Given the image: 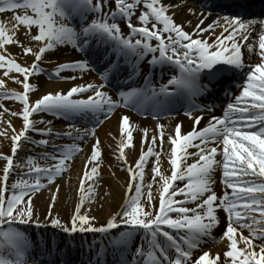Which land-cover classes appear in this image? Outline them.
Segmentation results:
<instances>
[{"label":"snow or ice","instance_id":"snow-or-ice-1","mask_svg":"<svg viewBox=\"0 0 264 264\" xmlns=\"http://www.w3.org/2000/svg\"><path fill=\"white\" fill-rule=\"evenodd\" d=\"M105 7L111 9L110 13L104 11ZM174 7L164 0H96V3L92 0H0V12L12 11L15 21L10 29L0 23V69L5 78L22 87L20 91H0V99L10 98L21 105L18 111H11L0 104V109L21 119L20 130L13 129L11 136L12 155L0 153V159L5 161L0 175V264H28L29 259L35 264H59L55 258V242L44 238L33 240L21 226L30 223L41 226L38 218L33 219V194L61 176L80 145L54 146L52 153L41 155L43 160L55 161L53 165L33 163L36 158L29 156L26 175L32 177V182L26 179L9 182L12 171L24 167L14 163V156L21 147L19 142L44 147L49 144L46 138L32 140L28 132L41 137L61 135L53 132L52 121L33 118L34 114L47 113L67 120L77 115L87 117L92 127L77 128L68 124V130L63 133L73 140L83 141L89 136L95 137V129L114 114L121 102L124 108L136 110L147 105L148 111L155 113L153 118L158 119L161 112L170 111L171 106L181 100L187 104L185 114L191 120L190 130L182 132L181 122L171 130L157 122L156 133L148 138L147 150H141L134 166L127 167L128 194L119 212L100 224L96 223L95 216L82 212V206L92 199L88 193L94 192L91 185L85 191L82 178L80 200L69 221L65 223L52 217L48 222L67 234L92 232L108 236L107 240L90 245L89 250L95 249L97 254V264L99 254L109 245L126 250L137 232L144 234L143 246L138 244L134 251L140 258L146 257L144 264H264V34L258 37L259 62L248 66L243 89L235 96L236 104L228 103L223 116H210L205 126L197 128L203 119L202 113L211 112L215 105H201L194 99L203 97L207 101L208 97L215 96L217 87L224 90L220 84L224 73H235L246 67L241 48L253 52L254 42L249 38V30L254 24L264 26V13L258 21L244 19L241 11L246 6L243 3L237 5V11L227 12L226 6L216 0H205L201 6L204 10L199 13L191 7L187 9L197 15V23L190 32L185 30L184 23L191 24V21L177 22L170 11ZM217 8L223 14L217 13L205 23ZM20 9L25 11L19 12ZM85 13L92 14V18L88 19ZM134 15L137 24L131 21ZM18 26L25 28L27 42L13 39ZM33 26L37 28L34 34ZM216 28L220 29L219 33ZM32 43L36 44L35 48L30 46ZM6 44H16L21 55L34 57L33 62H17L7 52ZM65 44L83 53L84 58L58 63L50 78L74 81L85 72L96 70L103 83H72L66 91H49L31 100L30 94L37 85L29 82V78L45 71L40 62L46 53ZM145 57H149L150 66L175 65L179 75L171 76L159 89L147 74L141 86L127 91L117 83L119 99L102 91L113 81L123 80L134 85L140 72L138 62ZM61 72L72 74L61 77ZM10 73L16 75L10 76ZM76 73L81 74L80 77ZM5 83V79H0V87ZM85 93H89L86 98H73ZM242 98L248 100L244 106L239 104ZM193 112L200 114L193 115ZM7 123L11 126L10 121ZM38 124L46 126L37 127ZM118 127L121 136L116 158L127 165L125 148L133 143L128 114L118 115ZM166 131L167 151L163 149ZM144 142L142 139L141 143ZM190 148L194 151H188ZM162 151L170 163V175L161 171ZM218 151L222 160L216 159ZM100 157V141L95 138L85 164L86 169L89 164L91 167L82 177L91 179V174L97 173ZM149 157L153 158L150 169L153 179L145 184L144 166ZM188 157L193 158L191 163ZM221 165L222 183L231 192L225 190L218 196L213 173ZM175 181L182 183L175 184ZM153 182L158 191L156 204H153ZM51 199L54 201L55 195ZM189 204L193 206H186ZM218 210L226 214L221 236L226 250L222 254L207 250L197 252L202 240L211 237L213 229L219 225ZM234 225L246 228L248 235ZM113 229L120 230L117 235L109 236ZM96 244L100 247L96 248ZM48 256L53 258L48 260ZM132 259L141 264L136 257ZM64 264L69 262L64 261Z\"/></svg>","mask_w":264,"mask_h":264},{"label":"bare ground","instance_id":"bare-ground-1","mask_svg":"<svg viewBox=\"0 0 264 264\" xmlns=\"http://www.w3.org/2000/svg\"><path fill=\"white\" fill-rule=\"evenodd\" d=\"M164 2L175 5V7L170 11L175 14V19L177 20V22L184 23L185 21H191V24L184 23L185 30L190 32L197 23V15H192L187 11V9L191 7L193 9H196L197 13L204 10L199 6L200 4L196 0H164ZM18 11L23 12L20 10ZM1 17L2 20L0 19V23L4 24L6 28L10 29L11 25L15 23L13 19V12L11 14L4 13L3 15H1ZM213 18V16H209L205 20V23L210 22ZM25 31L26 30L23 26H18L13 39L18 38L20 41L27 42L24 35ZM36 31L37 28L33 26L31 32L34 34ZM216 32L219 33L220 29L216 30ZM30 46L35 48L36 44L32 43ZM256 47L257 45L255 46L253 52L250 53L252 57L249 59L250 65H254L259 62V52ZM5 48L11 55V57L16 59L17 62H20L22 64H31L34 60V57L30 54L21 55L20 49L16 44H6ZM82 58L84 57L81 54H74V48L69 44L58 45L54 50L46 53L43 61L40 62L41 67L45 69V71L29 78V82H34L37 85V89L30 94V99L35 100L39 96L49 91H66L72 83H103L98 73L94 70L85 72L82 75V78H78L74 81L50 78L55 66L58 63ZM147 60L138 62L139 69L141 68V66H144V68L146 69L149 68L150 65H148ZM154 69L162 74V79L168 80L172 76V74L167 71L166 64L156 65ZM71 74L72 73L69 72H61L60 75L61 77H64ZM175 74H177V72H175ZM11 75L16 74L10 73V76ZM76 75L80 77L81 74L76 73ZM0 79H5L6 81L5 86L0 87V91L22 90V87L20 85H17L11 79L5 78L3 76L2 69H0ZM243 86L244 83L241 85L237 92H235L230 98L226 100L227 104L230 102H236L235 96L238 95L240 91H242ZM102 91H107L111 95V92L107 85L102 89ZM88 94L89 93H85L81 97L74 96L73 98H86ZM113 98L115 99L114 96ZM0 104H3L11 111H18L21 108V105L18 101H14L10 98L0 99ZM0 113H2V115H0V144L10 145L12 144L11 136L14 134L13 129L18 132L21 128V119L18 116L12 115L11 112L4 111V109H0ZM120 113H126L130 116V130L132 131L133 136L132 145L125 148L127 165L116 158L118 155V144L121 136L118 127V115ZM40 117H43L44 120L52 121L50 127L52 128L53 132L60 133L61 135L41 137L35 132H28L27 135L32 140L39 141L42 138H46L48 139L49 144L47 147H44L33 144L31 142H19L21 143V147L17 150V159L14 160V163L22 164L25 167L26 165H28L27 158L29 156H32L36 158L33 163H38L40 165H53L55 161H52L50 159L43 160L40 157L44 153H52L54 151V146H67L76 143L80 145V150L74 151L72 153L71 159L67 162V167L65 168L61 177H58L52 184L47 185L46 188L39 190L36 193V196L32 199L34 212L36 213L37 209H39L41 212L47 211V209L50 210L49 206L51 205L52 214H68V216H71L74 212L75 205L80 200V187L82 178L84 179L85 191H87L88 185H91L94 189V192L88 193V195L91 196L92 199L91 202H86L82 206V212L87 211L88 215L95 216L98 220H107L111 217V215L119 212L128 194L126 185L129 182L130 174L127 171V167L134 166L141 150H147V146L149 144L148 138L156 133V124L158 121L149 118H139L140 116L132 113L129 109L124 108L121 103V106L117 107L114 110V114L109 119L103 120L99 127L95 129V137L89 136L85 140L81 141L73 140L63 135V133L68 130L67 125L74 124L77 128H90L92 127V125L83 126L75 124L74 119L67 120L63 117L58 118L47 113H40L38 116L34 114L33 118L39 119ZM75 118L77 119V121H79V119H81V116L77 115ZM8 121L11 122V126H9V124L7 123ZM177 122H181L182 132L190 129V118H186L180 113H178V115L174 114L173 117L160 121V123L164 124L166 126V129L168 130L173 129V126ZM45 126L46 125L44 124L37 125V127L41 128ZM145 129H147V132L144 131ZM167 134L168 133L166 131L165 139L163 142V149L165 151H167L169 148ZM95 138H98L100 141L101 157L98 158L100 159V164L97 173L91 174L92 178L88 179L87 177H82V173L86 170H90L91 164L88 165L87 169L85 167L86 157L90 155L91 147ZM142 139L145 141L143 144L141 143ZM218 147L220 146L218 145ZM188 151H194V149L190 148L188 149ZM221 158L222 156L218 151L216 154V159L220 160ZM192 160V157H188L189 163H191ZM159 163L161 171H163L165 175H170L171 167L164 151L161 152V160ZM152 164L153 158L149 157L148 162L144 166L145 184L152 180V174L150 172ZM24 167L15 168L12 171L10 177H12V175H14L16 172H20V170H22ZM221 173L222 166L217 167L215 172L213 173V179L215 180L214 190L216 191L218 196L221 195V188L225 189V186L222 183L223 177ZM0 175H2V171L0 172ZM155 179L159 180V176L155 177ZM11 181L12 180L10 179L9 182ZM226 190L231 192V189ZM53 195H55L54 201L51 199ZM152 195L154 198L153 203L156 204L158 201V191L157 184L154 182L152 184ZM256 215H258V213ZM218 216L220 218V223L213 229L215 232L217 228L223 226V224L226 222V214L218 210ZM234 226L238 227L240 225ZM238 230L242 231L243 234L248 235V230L246 228L238 227ZM222 232L223 230L217 232L215 236H213L212 241L208 242L207 244H200L199 250H207L212 254L217 252L222 253V251H225L226 242L224 239H221ZM104 240H107L106 237L102 238V241ZM72 241V236L68 235L67 241H64L55 251V258L58 260L59 264H64V261H68L69 263L72 262L74 264H97V254H95V251H90V247L85 245L84 247H87V249L82 253L80 249H75ZM256 243H259V241H257ZM138 244L143 246L142 238H138V235L134 234L133 239L129 242L126 250L114 248L112 245H109L104 253L99 254V264H136V260H133L132 257H136L137 260L141 261V264H144V258H140L134 251ZM52 258L53 257L51 256L47 257L48 260H51ZM28 264H35V262L32 260Z\"/></svg>","mask_w":264,"mask_h":264},{"label":"rangeland","instance_id":"rangeland-1","mask_svg":"<svg viewBox=\"0 0 264 264\" xmlns=\"http://www.w3.org/2000/svg\"><path fill=\"white\" fill-rule=\"evenodd\" d=\"M0 152L5 154V155H12L11 144L10 145L9 144H0ZM4 164H5V161L3 159H0V172L2 171V168H3ZM25 170H28V165H26L24 167L23 171H20L22 174H20V175L16 174L15 176H17V177L25 176L26 179L29 181V183H31L32 182V177L26 175ZM14 177L11 180H14ZM156 177H158V176H156ZM152 179H153V177H152ZM40 190H42V188ZM36 193L33 194L32 199L36 196ZM141 202H143V198H142ZM51 207H49L50 210L47 209V211H43V212H41L39 209H37L36 213L34 212V209H33V219L38 218L42 222V224H45L47 227H50L48 230L43 232L44 236L47 237V240L52 241L53 237L56 234H59L58 238L56 239V245H59L63 240H60V238H61L60 234L61 233H59L57 231V229H59V230H62V229H60L59 227H56V226H52L48 221L52 217H58L59 219H61L63 222L66 223V222L69 221L70 216H68V214H61V215L52 214V211H51L52 208ZM105 222H106V220H104V219H102V220H98L97 219V221H96V223H98V224L105 223ZM165 229L169 230V229L166 228V226H165Z\"/></svg>","mask_w":264,"mask_h":264}]
</instances>
